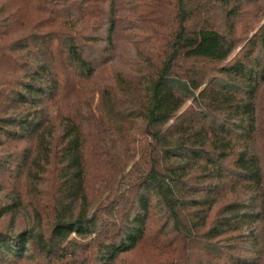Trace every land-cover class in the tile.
Masks as SVG:
<instances>
[{
    "label": "trees",
    "instance_id": "1",
    "mask_svg": "<svg viewBox=\"0 0 264 264\" xmlns=\"http://www.w3.org/2000/svg\"><path fill=\"white\" fill-rule=\"evenodd\" d=\"M136 1L149 11L125 22L132 0H0V264H115L148 239L173 253L166 264H264V21L220 65L264 0H174L167 27L164 0ZM125 28L163 38L157 58L139 45L126 66ZM82 80L99 82L98 103L66 115L62 92ZM92 125L117 158L98 187ZM34 217H52L48 233Z\"/></svg>",
    "mask_w": 264,
    "mask_h": 264
},
{
    "label": "rangeland",
    "instance_id": "2",
    "mask_svg": "<svg viewBox=\"0 0 264 264\" xmlns=\"http://www.w3.org/2000/svg\"><path fill=\"white\" fill-rule=\"evenodd\" d=\"M129 0H126V3ZM134 3H137L136 0H132ZM142 1V0H140ZM139 3H143V2H139ZM175 1H171V0H164V4L161 5V10L163 11L162 16H163V21H161L162 26L164 25L165 27H167V25L171 23V19H175V13H176V9H175ZM138 3L135 5V9L133 10L132 8V12H128L124 10L122 11L123 17L125 19V22L127 19H131L134 18L137 14L139 15L143 10L144 11H149V9H147L146 7L144 8L143 4H139V6L137 7ZM255 12H250V13H246L243 16H241V18H239L238 20H236L235 22V28L233 29V32H230L233 34L235 40L237 41V46L234 49V51L231 53V55L228 57V59L221 63L225 64L229 61H231L240 51L241 47L243 46V44L245 43V40L248 36H251L257 29L258 27L263 23L264 21V17H262V19L260 20L258 17L253 16ZM213 19L219 23L221 29H223L224 31H229V29L226 27L225 25V21L223 20V16L222 13L219 11H215L213 13ZM223 21V23H222ZM173 25V24H172ZM161 26V27H162ZM165 28H163L164 30ZM120 38L118 39V43H117V49L119 46V50L122 51V59L123 61L125 60V65L127 66L128 62L131 61L132 59H134L133 55L136 54V47L140 45V48L137 47V49H143V48H147L148 50H150L152 53L151 55L155 58H157L156 53V49L163 46L165 40L163 38L160 39L159 36H155L154 34H151L150 31H148L147 28H145L143 31L142 30H128L127 28H125V30L121 31L120 34ZM246 37V38H245ZM167 39V37H166ZM114 55V53H113ZM118 63H122L121 60H115L113 65L110 67L111 69L114 68L113 70L108 72V77H105V75L103 74V76L106 78V80L109 83H112V77L113 74L115 73L116 67L118 66ZM129 69H131L132 71L136 69V66L134 65H129L128 66ZM72 78V77H69ZM99 82H95V83H88L85 80H82L81 82H79L77 89H74L70 86H67L63 92H62V96H61V109L63 112L66 113V115L69 114H73L75 112V110H77L78 112H80V110L84 109L86 110L87 108V102L86 101H92L98 103L99 100V96L97 94L96 91H92V97H89V92L88 89L95 87ZM95 103V104H96ZM189 104V102L183 107L182 110H184L186 108V106ZM87 130L89 132V134H87V147H88V152L87 154L90 153V151H92L91 154H89L88 160H87V164H88V172L90 173V177H91V181L93 183V185H99V183H101V179H103L104 177H108L111 175L112 173V166H114L115 160L116 158V154L112 148L113 143H112V134H108V131H106L104 133V135L108 138L105 140H107L106 145L102 146L100 143L99 136H100V132L99 130H94L93 129V125L92 126H88ZM87 130L85 131V133H87ZM91 136L93 137V141L90 140ZM12 149H8V150H13L14 147L8 146ZM101 147L103 148V150L101 149ZM7 149V148H6ZM5 149H0L1 153L2 151H4ZM141 151L139 150L134 158L132 159V163L138 161L141 158ZM0 153V154H1ZM9 184V183H7ZM40 185L42 184L43 186H45L44 189V195H38L34 192H32L30 199H32L34 201L33 205H36L39 208V204L42 202L44 203L45 201H49L50 200V194L51 191L55 192V183H54V175L53 173L49 175L48 179L46 178V176L44 177V180L42 179L39 183ZM42 186V187H43ZM108 192V191H107ZM8 198L4 199L3 197L0 198V203L6 201ZM103 198H100L99 200H97L91 210L93 211L95 209V207L98 205V203L102 200ZM24 216V215H23ZM25 220L22 218V221L24 224L28 225L31 221V219H28L24 216ZM40 220V217H39ZM52 220V217H46L45 219L42 220L41 222V226L39 221L34 217V221H35V225L39 230H44L46 231V233H48V229L50 227V221ZM75 233H73L72 236H74ZM79 238V237H78ZM159 242L154 244L150 241V239H148L145 244L138 249L137 251L125 255L124 257H122L121 259L117 260V262L115 264H166L167 262H169L172 258H173V253L170 252L169 250L165 249V248H160L158 246ZM194 264V263H193Z\"/></svg>",
    "mask_w": 264,
    "mask_h": 264
}]
</instances>
